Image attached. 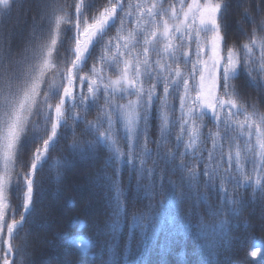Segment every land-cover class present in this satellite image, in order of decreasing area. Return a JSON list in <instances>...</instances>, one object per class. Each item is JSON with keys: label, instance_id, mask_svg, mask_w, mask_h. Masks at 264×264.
I'll use <instances>...</instances> for the list:
<instances>
[{"label": "snow or ice", "instance_id": "1", "mask_svg": "<svg viewBox=\"0 0 264 264\" xmlns=\"http://www.w3.org/2000/svg\"><path fill=\"white\" fill-rule=\"evenodd\" d=\"M230 5L0 0V264H34L25 229L36 214L37 172L69 131L72 155L94 163L104 153L94 182L111 193L92 264H139L170 203L199 237L200 264H220L242 209L258 202L264 212V0L259 23L240 0L239 44L226 39Z\"/></svg>", "mask_w": 264, "mask_h": 264}, {"label": "trees", "instance_id": "2", "mask_svg": "<svg viewBox=\"0 0 264 264\" xmlns=\"http://www.w3.org/2000/svg\"><path fill=\"white\" fill-rule=\"evenodd\" d=\"M20 2L22 0H18V3ZM67 2L72 3V0ZM104 2L106 0H98V4ZM239 3L240 0H231L225 21L226 39L230 44L243 42L240 22L244 9ZM248 3L259 23L260 16L256 13L259 0H248ZM20 15L19 11H14L12 21L14 22ZM67 27L69 30L64 34V42L57 46L61 63L68 55L67 49L71 47L67 42V37L71 35V26ZM244 27L251 30L250 24L245 23ZM112 35H115V32ZM246 92L250 97L256 96L251 89H246ZM94 118L95 113L88 117L89 120ZM72 142L69 131L55 150L50 149L48 163L42 171L38 169L37 172L33 194L36 214L25 229L31 233L28 236V250L34 264H41L43 261L48 264H92L90 253L99 249L105 241L103 230L112 213L109 206L111 193L107 188L94 182L96 173L104 167V153L101 152L100 158L94 163L81 159L78 155L71 154L69 146ZM30 155L31 153L24 159H30ZM55 161L62 162L58 169L53 167ZM121 179L124 188L127 189L126 172H122ZM77 186H86L87 195L89 191L95 194L99 202L93 205V209L97 208V212L89 211L83 198L86 195H79L75 190ZM245 195L250 196V190ZM20 204L21 200L10 193L9 207L20 212ZM141 206L137 204V207ZM128 207H132L131 202ZM127 231L126 227L120 238L121 250ZM134 231L138 237L139 230ZM20 236L23 237L24 233L21 232ZM14 243L23 244L24 241L15 240ZM81 243L88 245L87 253L79 247ZM199 244L196 232L185 231L175 203H170L165 209L161 230L156 240L150 244L139 264H200L202 257ZM253 251L256 252L255 256L252 255ZM56 258L58 262H54ZM218 259L220 264H264V212L258 202L250 203L242 209L241 214L233 221L230 246L221 251Z\"/></svg>", "mask_w": 264, "mask_h": 264}, {"label": "rangeland", "instance_id": "3", "mask_svg": "<svg viewBox=\"0 0 264 264\" xmlns=\"http://www.w3.org/2000/svg\"><path fill=\"white\" fill-rule=\"evenodd\" d=\"M85 187L86 186H77V187H75V190H77L79 195H84V196L86 195L83 198H84V202L85 201L87 202V206H88L89 211L97 212L98 209L97 208L93 209V205L94 204L97 205L99 201L97 198H95V196H94L95 194L90 193V191H89V194L87 195V191H85V189H86ZM59 205H61V204H59ZM54 262H58V258H56V260H54ZM41 264H48V262L43 261V262H41Z\"/></svg>", "mask_w": 264, "mask_h": 264}]
</instances>
